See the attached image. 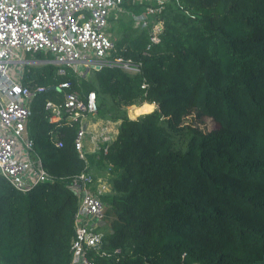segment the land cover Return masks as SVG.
Instances as JSON below:
<instances>
[{"label":"trees","instance_id":"obj_1","mask_svg":"<svg viewBox=\"0 0 264 264\" xmlns=\"http://www.w3.org/2000/svg\"><path fill=\"white\" fill-rule=\"evenodd\" d=\"M161 17V40L146 53V32L130 19L110 28L141 61L137 74L25 65L23 84L46 89L26 130L54 180L23 193L0 176V264H69L78 207L70 180L102 168L106 256L95 264H264V0H169ZM63 81L82 97L95 92V116L119 121L105 153L79 158L78 122L50 120L44 104L63 101L52 88ZM144 102L157 107L130 118L126 108ZM205 118L214 129L199 126Z\"/></svg>","mask_w":264,"mask_h":264},{"label":"built area","instance_id":"obj_2","mask_svg":"<svg viewBox=\"0 0 264 264\" xmlns=\"http://www.w3.org/2000/svg\"><path fill=\"white\" fill-rule=\"evenodd\" d=\"M168 1L131 0L144 5L139 13L129 12L132 27L146 32L148 42L143 53L161 40L164 31L161 14ZM175 1L178 3V0ZM123 2L0 0V176L16 190L25 193L38 183L54 180L34 151V143L26 130L32 114L31 102L38 93L46 90L44 86L29 88L23 84L25 65L31 64L26 61V55L37 52L50 54V59L37 61L60 66V75L65 74L66 67L79 74L103 68L139 73L141 61L125 56L127 44L118 46L109 32L110 16L125 11ZM69 87V81L52 86L63 91V101H45L44 107L50 113V120L78 122L74 148L79 158H86L84 144L87 134H91L94 152L101 149L105 153L118 133L116 125L119 121L105 120L94 130H88L85 119L97 113L95 92L90 91L82 97L78 91L68 90ZM141 87L145 88L146 84ZM55 145L61 146L62 142L55 141ZM69 188L78 199L69 264H95V256H106L104 232L100 226L106 217V206L101 196L110 191L90 171L74 175Z\"/></svg>","mask_w":264,"mask_h":264},{"label":"rangeland","instance_id":"obj_3","mask_svg":"<svg viewBox=\"0 0 264 264\" xmlns=\"http://www.w3.org/2000/svg\"><path fill=\"white\" fill-rule=\"evenodd\" d=\"M120 13H118L116 16H114L115 18H113V24L114 25H117V27L118 26H120L121 24H127V21H128V19H130L129 18V15L127 14V13H125V14H123L124 16H118ZM127 16V17H126ZM119 29L117 28L115 31H113L112 30V37H113V39H114V41L116 42V40H118L120 37H121V35H122V32L119 30ZM135 31H137V30H135ZM26 61L28 62V63H31V64H37V63H40V62H44V61H37L35 58H32V57H30V58H28V59H26ZM134 106V105H133ZM133 106H129V107H127L126 109H127V114H128V116L130 117V118H136L138 115H140V114H143V113H146V112H140V113H138V114H136V115H134V116H132V114H133V110L134 109H132V107ZM136 106V105H135ZM145 106H152V105H145ZM107 118H109V117H106V118H100V117H98V116H94V117H92V116H87V122L86 123H88V128H89V130L90 129H95V126H93L92 124L94 123V122H97V121H99V123L100 124H102L105 120H109V119H107ZM190 119H191V117H189V118H187L186 120L187 121H190ZM102 121V122H101ZM105 123V122H104ZM199 126L201 127V128H203L204 130H207V131H209V130H211V129H214L215 128V123L210 119V118H205L204 120H203V122L201 123V124H199Z\"/></svg>","mask_w":264,"mask_h":264},{"label":"crops","instance_id":"obj_4","mask_svg":"<svg viewBox=\"0 0 264 264\" xmlns=\"http://www.w3.org/2000/svg\"><path fill=\"white\" fill-rule=\"evenodd\" d=\"M124 12H117V13H112L111 14V16H110V19H109V21H110V28H111V26H112V24H113V18H115L114 16H116L118 13H120L118 16H120L121 14H125V13H127L128 15H129V12H133V11H131V10H126L125 8H124ZM130 16V15H129ZM130 18V17H129ZM109 32L111 33V31H110V29H109ZM111 37H112V33H111ZM113 38V37H112ZM145 105H152V108L150 109V110H147V112H150V111H152L153 109H154V106H153V104L152 103H147V102H144L142 105H140V106H133L132 108H134V107H138V108H141V107H144ZM146 112V111H145ZM146 112V113H147ZM89 117V116H88ZM93 117V116H92ZM87 122V119H85V126L88 128V123H86ZM102 122V121H101ZM93 126H96V125H98V126H100L101 124L99 123V121H97V122H94L93 124H92ZM116 128H118V125H116ZM88 130H89V128H88ZM90 130H94V128L93 129H90ZM94 143L92 142V140H91V134H87V138H86V140H85V144H84V151H85V153H89V154H95V152H94ZM108 173H107V168H102L101 169V171H100V174L99 175H97L96 177H99L101 180H102V182H104V184L106 185V189L108 190V191H110V185H109V182H108ZM106 224V221H104L103 223H101V230H103V227H104V225Z\"/></svg>","mask_w":264,"mask_h":264},{"label":"bare ground","instance_id":"obj_5","mask_svg":"<svg viewBox=\"0 0 264 264\" xmlns=\"http://www.w3.org/2000/svg\"><path fill=\"white\" fill-rule=\"evenodd\" d=\"M152 108V106H144V107H141V108H138V107H134V108H132V109H134L133 111V114H132V116H134V115H136V114H138V113H142V112H147V110H150Z\"/></svg>","mask_w":264,"mask_h":264}]
</instances>
